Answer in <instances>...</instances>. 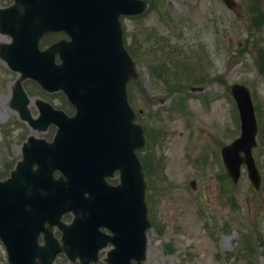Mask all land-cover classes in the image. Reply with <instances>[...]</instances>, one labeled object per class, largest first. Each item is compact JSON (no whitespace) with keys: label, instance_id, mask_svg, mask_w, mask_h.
<instances>
[{"label":"rangeland","instance_id":"obj_1","mask_svg":"<svg viewBox=\"0 0 264 264\" xmlns=\"http://www.w3.org/2000/svg\"><path fill=\"white\" fill-rule=\"evenodd\" d=\"M144 1L143 14L122 16L121 23L138 72L128 85L129 101L148 128L142 152L152 176L146 264H264V76L257 64L264 60V0L260 6L258 0H234L232 9L222 0ZM11 2L0 0V7ZM254 5L260 16L249 13ZM3 41L9 37L0 34ZM156 67L162 68L159 76ZM17 78L0 60V178L21 157L15 140L23 131L11 126L17 115L10 107ZM233 84L251 90L261 129L254 151L258 190L245 167L233 184L220 155L240 134ZM24 87L31 99L71 111L62 96L46 95L32 81ZM0 257L7 264L5 253ZM60 262L71 264L65 257Z\"/></svg>","mask_w":264,"mask_h":264},{"label":"water","instance_id":"obj_2","mask_svg":"<svg viewBox=\"0 0 264 264\" xmlns=\"http://www.w3.org/2000/svg\"><path fill=\"white\" fill-rule=\"evenodd\" d=\"M223 1L229 8L235 6L233 0ZM24 4L35 54L29 61L28 70H23V78L37 80L50 92L63 90L76 108V115L68 117L40 102L41 118L46 119V125L55 123L58 131L54 143L47 146L51 150L40 171L44 180L45 218L37 219L34 214L28 228L36 231L46 222L51 226L58 224L65 232V252L72 261L77 256L81 257L82 264L96 261L98 250L76 247L78 243L74 239L85 233L80 231L84 230V225L81 229L77 224L66 227L60 223V218L67 211L77 213L83 205L93 202L94 205L97 200L94 201V195L106 191L113 212L104 226L110 228L118 240H113L116 249L109 252L107 262L131 264L132 259H137V264H143L148 244L146 232L151 224L145 201L148 184L136 150L144 146L145 139L142 126L134 122L136 114L128 102L127 84L137 78V71L124 47L120 16L141 14L147 4L144 0H26ZM9 11L0 10V28L11 34L10 20L2 17ZM60 31L67 33L71 41L57 42L40 53L37 43L41 35ZM57 53L62 61L59 65L55 63ZM6 59L12 62L10 55H6ZM18 92L26 104L27 98L19 83ZM231 94L240 114L241 135L222 148V159L235 183L240 178L241 166L245 164L251 182L259 188L261 176L253 157L258 123L251 92L244 85L234 84ZM34 147L35 143L25 146L29 150L24 148L25 161L19 166L18 174L26 173L27 154ZM56 169L62 172L58 179L53 176ZM117 170L121 172V184L116 187L107 185L104 177L113 176ZM18 180V175L13 172L9 180L0 183L2 217L7 213L8 219L13 218L14 211H4L3 207L11 204L10 192ZM191 186L195 188V181ZM17 216L21 220L18 212ZM108 216L107 212L103 219L108 220ZM0 233L8 245L11 264H35L33 259L24 256L25 253L19 254L11 248L8 231L0 229ZM123 238L126 239L123 241ZM55 252L44 264L52 263Z\"/></svg>","mask_w":264,"mask_h":264},{"label":"flooded vegetation","instance_id":"obj_3","mask_svg":"<svg viewBox=\"0 0 264 264\" xmlns=\"http://www.w3.org/2000/svg\"><path fill=\"white\" fill-rule=\"evenodd\" d=\"M13 17L15 19H18L19 17H21V15L19 13H17V14H14ZM63 37L64 36L62 35L61 38H63ZM48 46H49L48 37L46 36V38H45V36H44L40 42V48L44 49ZM15 57L20 58V59H27L28 58L27 50L25 48L18 49L17 52L15 53ZM57 94L64 97V95L62 93H57ZM37 111H38L37 109H35L34 111H31L32 115L36 116L38 114ZM17 118H18V123L15 124V126H17L16 129H20L21 131H23V133L20 134L18 136V138H16V140H15L17 143H20L21 157L15 159L14 162L12 163V165L10 166V169H9V172H10L9 175L11 174V172L13 170L16 169L17 164L21 161L22 155H23V147L29 141V139L31 137H36L39 140L45 139V140L50 142L53 140L54 134H55L54 132L56 130V127L54 125H50L47 128V131H45L43 133H37L32 128H30V126L27 123L22 121L19 114H17ZM31 155H32V160L36 161V158H33L34 154L31 153ZM38 165H39L38 163L33 164L32 170H36L38 168ZM55 176L58 177L59 173L58 172L55 173ZM107 182L111 185H114L115 183H117V182H115V178L107 179ZM22 183L27 184V189L22 194V199L24 198V196H26L27 199L33 197L34 196L33 195L34 188H36L37 191H39L42 188V185H40L37 181H35L34 177H31L29 182L26 180V181H23ZM13 192H14V195L16 197V190H13ZM16 200H17V197H16ZM72 218H73V216L71 214H67L64 216L63 220L70 222L72 220ZM18 222L19 221H18V218L16 215V217L13 220H10L7 222L6 221L0 222V229L2 231H9L12 249H14L16 251H20V250L21 251H33L34 248L27 245L30 241L29 240V233H28L27 229L23 228L19 233ZM100 231H102L103 233H108V231L106 229H103L102 227H100ZM52 233L56 239H58V240L62 239V232L58 228H54L52 230ZM37 242H38L37 251H41L44 247H46L45 232L42 231L41 233H39V235L37 237ZM96 245H98V243H96ZM0 253H5L6 262H7V264H9L7 245L5 244L4 240L1 237H0ZM58 259H60V257L57 258L56 262H58ZM0 263H2L1 257H0Z\"/></svg>","mask_w":264,"mask_h":264},{"label":"trees","instance_id":"obj_4","mask_svg":"<svg viewBox=\"0 0 264 264\" xmlns=\"http://www.w3.org/2000/svg\"><path fill=\"white\" fill-rule=\"evenodd\" d=\"M257 4H258L259 6L262 5V4H261V0H258V3H257ZM249 13H250L251 15H255V16H256V15L260 16V14H261L259 8H258L256 5L250 7ZM262 24H264V23H261L260 25H262ZM256 26H257V19H254V23L252 22V24H251V28H252V29H256ZM128 49L130 50V52H131L132 54H134L133 49L131 48L130 45H128ZM259 59H264V47H261V48L259 49ZM263 63H264V60H257V64H260V66H261V67L259 68V70H260L261 74L264 76L263 66H262ZM160 69H162V68H160V67H156V68H155V74H156L157 76L160 75V72H161ZM161 73H162V72H161ZM176 87H177V85H176ZM260 137L262 138V136H260ZM143 164H144L145 170H147L148 167L150 166V163H149L148 158H144V159H143ZM146 172H147V175H149V174H148V171H146Z\"/></svg>","mask_w":264,"mask_h":264}]
</instances>
